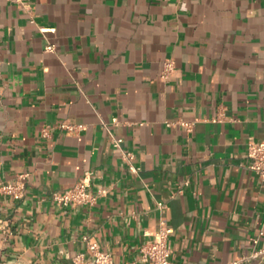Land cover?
Returning <instances> with one entry per match:
<instances>
[{"label":"crops","instance_id":"obj_1","mask_svg":"<svg viewBox=\"0 0 264 264\" xmlns=\"http://www.w3.org/2000/svg\"><path fill=\"white\" fill-rule=\"evenodd\" d=\"M27 5L0 0V185L24 184L0 196V264H73L87 243L147 264L161 221L172 264H264V182L246 167L264 142V0ZM85 173L104 197L53 200Z\"/></svg>","mask_w":264,"mask_h":264},{"label":"built area","instance_id":"obj_2","mask_svg":"<svg viewBox=\"0 0 264 264\" xmlns=\"http://www.w3.org/2000/svg\"><path fill=\"white\" fill-rule=\"evenodd\" d=\"M16 4L20 5L24 10L28 11L27 0H13ZM33 23V21H31ZM41 34H45L51 29H38ZM46 52H53L54 47L48 45L45 48ZM174 70V64L171 60L163 62L160 77L162 80H167L170 74ZM112 125L117 124V119L111 120ZM59 129L66 132L80 131L82 126H70L60 124ZM102 128L108 131L106 124H102ZM46 135V133H44ZM111 145L114 151L118 152L122 159L126 162L132 160V155L125 152L122 147V139L111 136ZM247 169L253 172L261 181L264 182V142H254L250 140L247 144L246 150ZM91 174L85 173L83 178L75 184L72 188L53 195V200L61 206H92L101 197L106 194L105 190H97L96 192L90 191ZM24 184L21 177L14 183H5L0 185V196H9L14 199H19L23 196ZM158 208H164V205L157 204ZM171 228L164 222L159 223L157 231L150 233L148 231L143 232V236L146 238V242L141 246V260L147 264H172L171 262V250L168 247V237L171 234ZM261 235V234H260ZM82 240L87 243V238L83 237ZM253 243L257 244V239L253 240ZM87 253H78L73 258V264H115L111 255L108 252L101 251L97 244L87 243ZM260 255H264V250L256 251L251 258H257ZM244 260H239L233 264H243Z\"/></svg>","mask_w":264,"mask_h":264}]
</instances>
